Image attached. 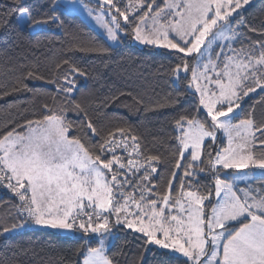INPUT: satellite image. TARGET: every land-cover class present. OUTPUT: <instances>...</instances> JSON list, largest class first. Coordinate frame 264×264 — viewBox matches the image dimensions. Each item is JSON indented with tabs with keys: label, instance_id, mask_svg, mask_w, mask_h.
I'll list each match as a JSON object with an SVG mask.
<instances>
[{
	"label": "trees",
	"instance_id": "1",
	"mask_svg": "<svg viewBox=\"0 0 264 264\" xmlns=\"http://www.w3.org/2000/svg\"><path fill=\"white\" fill-rule=\"evenodd\" d=\"M81 1L96 11L118 5L119 15L128 16L125 39L111 46L81 17L62 9L60 0H0V143L11 134H24L33 124L59 118L68 140L98 165L118 159L122 175L129 156L118 148L110 154L108 145L125 142L153 161V171L127 177L125 193L161 205L192 192L204 199L208 212L215 202L216 181L228 182L232 171L213 168L225 145L220 136L205 142L198 164L190 154H182L178 128L206 119L188 90L194 57L133 42L139 24L162 11L167 0H110L106 7ZM21 11L41 30L32 33L20 27ZM234 20L238 37L233 50L264 63V0H253ZM219 56L226 57L225 49ZM250 81L244 87L255 88L254 93L239 104L234 122L250 124L254 136L249 151L264 164V64ZM20 206L0 183V264H83L89 252L101 248L110 264H189L149 247L143 235L114 224L107 215L99 234L94 229L101 220L72 224L73 233L64 235L28 226ZM247 222L228 227L234 234Z\"/></svg>",
	"mask_w": 264,
	"mask_h": 264
},
{
	"label": "rangeland",
	"instance_id": "2",
	"mask_svg": "<svg viewBox=\"0 0 264 264\" xmlns=\"http://www.w3.org/2000/svg\"><path fill=\"white\" fill-rule=\"evenodd\" d=\"M87 1L105 7L110 4V0ZM138 1L135 0L136 4ZM252 2L167 0L162 11L144 19L134 32L133 42L138 46L153 45L194 57L188 90L197 97L207 121L203 120L205 124L196 119L178 128L182 154H190L192 163L198 164L205 142H215L220 136L226 149L216 155L213 168H234L232 172L235 171L231 182L216 181L215 202L208 212L204 208V199L192 192L183 193L170 203L169 209L165 206L164 213H148L147 207L143 210L146 202L140 204L139 195L123 191L125 183L128 186L127 177L134 174L132 169L125 168L121 175L118 159L98 165L76 142H72L75 149L68 147L67 130L61 119L54 118L44 124L29 126L22 135L11 134L0 143L2 158L13 176L31 187L35 229L71 234V220L82 209L89 208L105 218L94 229V233L99 234V227L107 220L90 199L81 203L74 214H68L64 204L69 199L80 198L79 195L86 198L88 193L91 197L112 193V205L116 209L113 210L114 218L108 216L109 220L116 224L117 216L123 218L122 225L143 235L151 248L183 258L189 264H264L261 260L263 241L259 240L258 248L254 246L251 252L247 246L249 236L234 237L235 233L232 234L228 227L251 219L264 202V183L259 179L261 165L245 160L243 156L244 150L253 145L251 126L234 122L239 104L254 93L252 89L255 88L247 89L244 84L253 77L255 79L257 70L264 64L262 60L251 59L232 48L238 37L234 18ZM60 4L66 12L78 14L111 46L125 39L128 16L119 15L118 5L96 11L81 0H60ZM17 21L29 32L41 30V26L29 24L25 11L19 12ZM222 49H225L226 57L219 56ZM186 70V67L178 70L176 75ZM113 167L118 171L114 170L111 176L109 172ZM68 226L70 228L66 230ZM257 228L264 230V225L254 222L247 231L253 234ZM108 235L112 233L108 232Z\"/></svg>",
	"mask_w": 264,
	"mask_h": 264
},
{
	"label": "crops",
	"instance_id": "3",
	"mask_svg": "<svg viewBox=\"0 0 264 264\" xmlns=\"http://www.w3.org/2000/svg\"><path fill=\"white\" fill-rule=\"evenodd\" d=\"M76 15H78V14H76ZM253 136H254V134H253ZM252 139H253V137H252ZM68 147H71V148H74L75 149V144L72 143V142H70V141H68ZM225 149H226V146H224V149L223 150H225ZM77 150H78V147H77ZM77 150L75 151V153L77 152ZM244 151H246L245 154H243V156H245L244 157L245 160H250V162H256L253 159V157L251 155V152L249 151V148H247V150H244ZM249 155H250V158H249ZM0 157L2 158L1 152H0ZM2 160L5 163V161H4L3 158H2ZM258 164H260V163H258ZM260 165H261V167H260L259 170H262V173H261L262 175H261V177L259 179H260L261 182L264 183V169H263L264 164H260ZM229 170L232 171V170H234V168L233 169L230 168ZM234 173H235V171L234 172H231V174L229 175L228 182H231L232 181L231 176L234 175ZM215 191H216V189H215ZM79 197L80 198L75 197L73 200L72 199H69L68 202H66V204H64V206H65L64 208H65V210L67 211L68 214H71V213L74 214V213L78 212V209L80 208V204L83 203V202H86V200L90 199L89 201H92L93 204L100 209V211H101V213L103 215H107L109 217L111 216L110 218H114V217H112V215L114 213L113 210L116 209V207H114L115 205H112L113 204V194L112 193H98L94 197H91V194L88 193V196L86 198H83L80 195H79ZM138 201L141 204V202H143V197L140 196L139 199H138ZM138 201H137V203H138ZM36 203H37L36 204L37 205L36 208L39 209V205H38L37 199H36ZM133 204H135V202H133ZM170 205L171 204L169 202H165L164 204L160 205L156 201L149 200L146 203V206L144 204V209L143 210H146V207H147L148 213H154V214L156 212L157 213L158 212L164 213L165 206L168 207V209H169L170 208L169 207ZM259 206H260V204H259ZM263 206H264V202L262 203L260 209H257V212L252 216V218L251 219L249 218L248 222L244 226H242L233 235L234 237L237 236V238H238V236H241V235L242 236H249V239H247V246L249 247V249H250L251 252H252L254 246L256 247V249L258 248V246H259V240L263 241V243H264V236H262V234L264 233V230H261V229L257 228L254 231L253 234H250V232L247 231L254 224V222H258V223H261V224L264 225V207ZM140 207H141V205H140ZM114 220H115V223H116V221H117V223H119V222L122 223L124 221L123 218L121 219L118 216ZM156 220L158 221V219H156ZM125 223H128V222L126 221ZM161 224L162 223H160V225ZM49 225H50V223H49ZM152 225H157V224H152ZM67 228H70V227L69 226L66 227V230H69ZM66 230H64V231H66ZM104 252H105V248H101L99 250H95V251L89 252L86 255L85 259L83 260V264H110L107 261V259L105 258ZM263 252H264V248H263ZM261 260L264 263V254L262 255Z\"/></svg>",
	"mask_w": 264,
	"mask_h": 264
},
{
	"label": "built area",
	"instance_id": "4",
	"mask_svg": "<svg viewBox=\"0 0 264 264\" xmlns=\"http://www.w3.org/2000/svg\"><path fill=\"white\" fill-rule=\"evenodd\" d=\"M108 151L110 154L115 153L116 149H120V152L129 156V167L133 172H143L147 170H154L153 161H147L141 157V153L134 146H130L128 143L114 145H108ZM109 153V152H108ZM0 183L5 185V190L13 197H15L21 204L19 213L23 216L28 226H34L36 220L35 209L31 203V190L29 185L14 178L3 161L0 158ZM97 220H105V218L93 210L87 208L82 209L72 220V224L90 223Z\"/></svg>",
	"mask_w": 264,
	"mask_h": 264
}]
</instances>
